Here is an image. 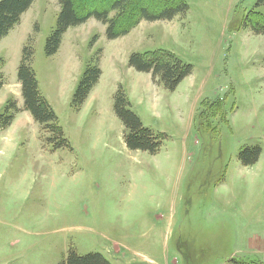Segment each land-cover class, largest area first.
<instances>
[{
  "label": "rangeland",
  "instance_id": "rangeland-1",
  "mask_svg": "<svg viewBox=\"0 0 264 264\" xmlns=\"http://www.w3.org/2000/svg\"><path fill=\"white\" fill-rule=\"evenodd\" d=\"M182 1L184 15L147 22L132 8L148 2L132 0L126 35L107 41L89 19L47 57L59 5L35 0L0 42V114L10 102L18 109L0 128V264H60L69 249L109 264H264V37L242 26L256 0ZM25 45L70 149L52 151L23 109L15 69ZM153 52L192 67L175 91L128 66L132 53ZM96 58L94 95L74 111L80 74ZM119 86L142 125L165 137L157 155L126 148L113 111ZM254 146L258 162L241 166L240 150Z\"/></svg>",
  "mask_w": 264,
  "mask_h": 264
},
{
  "label": "trees",
  "instance_id": "trees-1",
  "mask_svg": "<svg viewBox=\"0 0 264 264\" xmlns=\"http://www.w3.org/2000/svg\"><path fill=\"white\" fill-rule=\"evenodd\" d=\"M34 1L0 0V41L19 25L21 17L30 9ZM57 1L59 12L56 18V25L47 38L44 48V54L47 57H51L58 52L62 37L69 28L79 26L90 18L106 27L105 38L108 41L126 35L132 28L131 26H135L134 22L131 23L134 19L133 17L132 19L126 18V11L129 10L132 0H107L105 8L95 4V7L93 6L86 12L76 10L75 0ZM146 1L148 2L147 7L132 8V12L147 22L170 21L175 16L184 15L187 11V5L182 0ZM256 10L264 11V0L255 1L254 12L244 17L242 26H248L255 35L264 37V15ZM110 13H113L112 17ZM96 38L94 37V40ZM33 55V47L25 45L22 48L21 60L17 68V80L21 86L23 109L29 112L34 122L41 126V131L49 134L43 141L45 145L50 146L52 151L70 149L67 140L64 138L63 131L57 123L55 113L38 90L35 74L31 66ZM162 55L171 58L162 52L149 54L132 53L128 58V66L137 72L150 74L154 82H159L164 89L173 92L183 79L191 73L192 67L177 59H173L170 62L163 58ZM93 63L92 65V61H90L83 69L74 90L71 99V107L74 111L81 109L84 101L100 78L99 58H96ZM2 86L3 79L0 76V88ZM10 111L13 113L18 112L14 102L8 103L3 113L0 114L1 129L9 126L10 121L13 119L12 115H7V119L4 117ZM113 111L124 127L123 142L128 150L145 152L151 156L159 152L165 137L152 132L142 125L139 118L131 111L130 104L121 86L118 87L113 98ZM197 127H201L200 123H198ZM260 153L261 150L257 146L242 148L238 155L241 166L251 167L255 165ZM60 264L109 263L99 254L77 256L72 249H69L65 259ZM234 264L250 263L235 262Z\"/></svg>",
  "mask_w": 264,
  "mask_h": 264
},
{
  "label": "crops",
  "instance_id": "crops-1",
  "mask_svg": "<svg viewBox=\"0 0 264 264\" xmlns=\"http://www.w3.org/2000/svg\"><path fill=\"white\" fill-rule=\"evenodd\" d=\"M90 19H92V18H90ZM93 20H94V19H93ZM95 21H96V20H95ZM96 22H98V21H96ZM100 24H101V23H100ZM101 25H102V24H101ZM103 26H104V25H103ZM104 27H105V26H104ZM69 29H70V28H69ZM105 30H106V27H105ZM67 31H68V30H67ZM65 34H66V33H65ZM65 34H64V35H65ZM8 35H9V34H8ZM8 35H7V36H8ZM64 35H63V36H64ZM104 35H105V31H104ZM7 36H6V37H7ZM6 37H5V38H6ZM3 39H4V38H3ZM3 39H2V40H3ZM2 40H1V41H2ZM106 40H107V39H106ZM1 41H0V42H1ZM62 41H63V37H62L61 44H60V47H59V48H61V46H62ZM107 41H108V40H107ZM99 62H100V60H99ZM19 63H20V62H19ZM19 63H18V65L16 66V69H15V79H16V77H17V68H18V66H19ZM1 69H2V68H1ZM83 69H84V68H83ZM1 73H3V76L5 75V74H4V68H3V70H1ZM81 74H82V73H81ZM81 74H80V76H81ZM79 78H80V77H79ZM4 79H5V77H4ZM13 79H14V78H12V80H13ZM97 84H98V83H97ZM97 84H96V86H97ZM4 86H5V85H4ZM4 86L0 89V91L4 88ZM96 86H95V87H96ZM95 87H94V88L91 90V92L89 93L88 98H87L86 101H88V99L90 98V96H93V95H94V89H95ZM11 90H12V91H11L10 93L7 94V95H8L7 97H9V96H11V97H13V98L16 97V96L18 95V91H17V90H13V89H11ZM7 97H6V98H7ZM85 103H86V102H85ZM84 105H85V104H83L82 108L84 107ZM156 155H157V154H156ZM153 156H155V155H153ZM257 162H258V161H257ZM93 254H94V253H93ZM95 254H97V253H95ZM76 255H77V254H76ZM99 255H100V254H99ZM77 256H78V255H77ZM85 256H86V255H85ZM101 256H102V255H101ZM102 257H103V256H102ZM64 259H65V258H64ZM103 259L106 260L105 258H103ZM106 261H107V260H106Z\"/></svg>",
  "mask_w": 264,
  "mask_h": 264
}]
</instances>
